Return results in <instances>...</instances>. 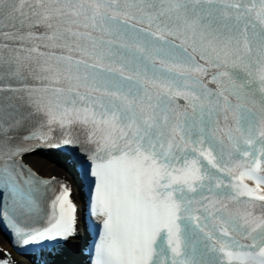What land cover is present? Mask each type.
Here are the masks:
<instances>
[{
	"label": "snow or ice",
	"instance_id": "6c2138e0",
	"mask_svg": "<svg viewBox=\"0 0 264 264\" xmlns=\"http://www.w3.org/2000/svg\"><path fill=\"white\" fill-rule=\"evenodd\" d=\"M0 36L16 44L0 79L42 83H24L39 122L22 141L3 128L21 108L0 103V197L37 212L56 177L28 169L25 191L14 157L77 144L79 127L103 217L94 264H264V0H0ZM71 193L59 183L25 244L76 236Z\"/></svg>",
	"mask_w": 264,
	"mask_h": 264
},
{
	"label": "bare ground",
	"instance_id": "6f19581e",
	"mask_svg": "<svg viewBox=\"0 0 264 264\" xmlns=\"http://www.w3.org/2000/svg\"><path fill=\"white\" fill-rule=\"evenodd\" d=\"M28 161L36 170L41 169L43 175H47L51 170H54L50 161L39 158L35 154Z\"/></svg>",
	"mask_w": 264,
	"mask_h": 264
},
{
	"label": "rangeland",
	"instance_id": "374dc122",
	"mask_svg": "<svg viewBox=\"0 0 264 264\" xmlns=\"http://www.w3.org/2000/svg\"><path fill=\"white\" fill-rule=\"evenodd\" d=\"M39 171L41 172L42 170H41V169H39Z\"/></svg>",
	"mask_w": 264,
	"mask_h": 264
}]
</instances>
